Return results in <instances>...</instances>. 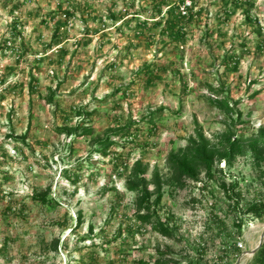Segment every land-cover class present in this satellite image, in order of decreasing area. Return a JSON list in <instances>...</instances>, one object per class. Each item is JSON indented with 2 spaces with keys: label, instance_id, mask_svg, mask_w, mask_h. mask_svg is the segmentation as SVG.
<instances>
[{
  "label": "rangeland",
  "instance_id": "obj_1",
  "mask_svg": "<svg viewBox=\"0 0 264 264\" xmlns=\"http://www.w3.org/2000/svg\"><path fill=\"white\" fill-rule=\"evenodd\" d=\"M181 1L0 0V264H251L264 219L238 233L221 174L164 187L172 238L138 221L125 185L137 160L148 180L169 177L198 125L219 148L230 120L212 102H238L247 139L264 129V0H195L189 21ZM148 64L161 67L151 85ZM219 167L242 205L264 200V161ZM48 190L57 204L33 199Z\"/></svg>",
  "mask_w": 264,
  "mask_h": 264
},
{
  "label": "trees",
  "instance_id": "obj_2",
  "mask_svg": "<svg viewBox=\"0 0 264 264\" xmlns=\"http://www.w3.org/2000/svg\"><path fill=\"white\" fill-rule=\"evenodd\" d=\"M162 8H158L161 12ZM172 12V11H171ZM193 13L187 17V21L194 18ZM185 16L181 18L186 19ZM171 26H175L177 23L173 22L172 19L167 20ZM172 40L179 41L184 38L185 33L183 28H179L177 34H170ZM155 64H148L141 70V73L145 74L147 84H152L153 82L160 80L161 67H155ZM154 66V67H153ZM237 69V66H235ZM163 70V68H162ZM213 105L223 109L226 117L230 120L227 123V129L223 132L221 136V146L219 148L212 147L210 140L204 135L202 129L198 125L196 127V136L190 137L188 144L185 148L178 151L177 154H171L168 159V165L170 168L171 175L166 177V179L161 178L158 172H155L153 178L148 180L147 171L148 168L142 162V160H137L132 165L129 172L128 178L125 185L128 190L132 191L136 195V218L142 224L151 223L155 229L160 231L167 237L175 236V229L170 225L171 218H168L167 222H162L158 217V209L161 207L162 198L164 196V187L173 186L176 188H184L187 184V180L200 181V174L203 171L208 181L217 182V174H221L220 188L224 191L226 199L233 202L230 203V208L232 212L236 214L238 219L235 222L238 233L242 231L243 225L248 221V219L263 220L264 219V200H255L251 202H246L242 205L243 198L240 193L236 192L238 188V182L233 181L227 185L226 183V173L223 168L219 167V163L222 161L231 165L234 160L239 156L248 154L249 152L253 155L256 161H264V129L259 131L260 135L254 139H247L243 131L238 130V126L241 125L242 112L237 110L235 107L238 102L230 105L226 100H217ZM81 115V112H78ZM236 114L237 118H233L232 115ZM87 116L90 113L85 114ZM154 115V114H152ZM72 128H61L59 131L62 133L75 134L78 133L81 125ZM132 126H126L119 128L118 130L112 131L111 135L118 138H124L132 134ZM85 133H89V130H85ZM26 137L22 139L25 140ZM104 144L102 153L109 156L108 150L113 146H118L113 141L110 140V135L104 141H100ZM152 186V187H151ZM204 188L206 185L204 184ZM36 201L53 205L57 204V200L53 199L50 190L46 193L37 194L33 196ZM216 222L224 223L221 218H218L214 214ZM53 249L57 251L58 241L53 244ZM91 259L93 258L90 256ZM139 263H145L140 260ZM175 263L172 260H159L157 264H172ZM148 264V263H146ZM188 264H201L199 259L188 262ZM251 264H264V243L261 248L254 255Z\"/></svg>",
  "mask_w": 264,
  "mask_h": 264
},
{
  "label": "built area",
  "instance_id": "obj_3",
  "mask_svg": "<svg viewBox=\"0 0 264 264\" xmlns=\"http://www.w3.org/2000/svg\"><path fill=\"white\" fill-rule=\"evenodd\" d=\"M195 0H182L180 5L181 15L188 17L194 12Z\"/></svg>",
  "mask_w": 264,
  "mask_h": 264
},
{
  "label": "water",
  "instance_id": "obj_4",
  "mask_svg": "<svg viewBox=\"0 0 264 264\" xmlns=\"http://www.w3.org/2000/svg\"><path fill=\"white\" fill-rule=\"evenodd\" d=\"M264 243V236L262 237L259 246L257 247V249L253 250L251 253L255 254L262 246V244Z\"/></svg>",
  "mask_w": 264,
  "mask_h": 264
}]
</instances>
